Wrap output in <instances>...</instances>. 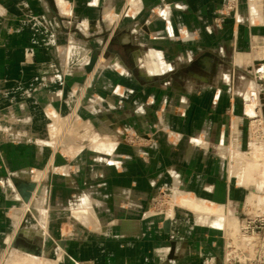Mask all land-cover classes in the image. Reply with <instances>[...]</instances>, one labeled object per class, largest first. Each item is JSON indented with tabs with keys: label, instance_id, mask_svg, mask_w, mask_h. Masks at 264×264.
Instances as JSON below:
<instances>
[{
	"label": "crops",
	"instance_id": "1",
	"mask_svg": "<svg viewBox=\"0 0 264 264\" xmlns=\"http://www.w3.org/2000/svg\"><path fill=\"white\" fill-rule=\"evenodd\" d=\"M228 1L0 0V114L41 127L51 108L84 127L65 156L61 140L56 153L0 142V254L15 239L57 264H222L224 225L204 220L240 215L254 191L235 174L242 160L230 134L264 76V13L237 0L225 17ZM113 14L122 15L116 32L130 33L131 67L126 53L103 59L97 36L80 34ZM118 128L145 140L128 145ZM239 145L248 149L247 122ZM180 195L225 214L153 212L159 198ZM38 198L47 226L27 238Z\"/></svg>",
	"mask_w": 264,
	"mask_h": 264
},
{
	"label": "bare ground",
	"instance_id": "2",
	"mask_svg": "<svg viewBox=\"0 0 264 264\" xmlns=\"http://www.w3.org/2000/svg\"><path fill=\"white\" fill-rule=\"evenodd\" d=\"M136 2L137 0H129V3L132 4L133 7H135ZM250 12L252 16L260 14L263 15L262 13H264V7L261 0H250ZM112 28L113 26L109 25V29L111 30ZM82 31L85 35L89 34V29L83 28ZM129 40V32H126L118 37L111 38V40L104 45L103 59H106L112 52L116 50L118 46H123L124 52L128 53ZM138 61H141L142 64L145 65V59H138ZM120 64L121 63H119V66ZM41 118V127L33 124L29 129L27 128V126L31 124V119L29 118L28 114H21L15 117V115L11 112H6L0 114V126L5 125V127L8 129L6 134L8 135V138L17 141H24L26 143L33 142L34 144L37 143L39 145L56 147L59 145V141L61 140L60 142L63 143L61 146V152H64L66 150L69 151V149L71 148L68 147V143L71 144L70 141L75 140L74 138L78 140L80 137L79 133L84 130V127L80 123L79 119L77 121L70 122L68 118H66V116L60 114L57 115L54 110H51V108H46L43 111ZM71 124L73 125L74 130L70 132L68 131L71 136H68L67 140H65L63 139L66 136L63 135L64 129L67 125L68 128L71 127L70 129L72 130ZM22 126H24L25 129H22ZM73 147L74 148H72V152H69L72 153V156L79 150V148H81V144L77 146H75L74 144ZM238 158L239 160H242V162L240 163V165H238L237 168H235L234 171L236 176L239 178L240 184L249 187L256 186L257 191L264 190V184H260V186H258L256 185V183L252 182L254 181L255 176L253 172L259 167L260 164L263 163L264 159L261 156L257 155L247 156L242 154L238 155ZM43 176L44 174L42 172H37L34 175V178L36 181H40ZM257 193H252L249 197H255ZM172 206H174V208L185 209L187 212L189 211L196 214H218L222 216L225 214L224 210L214 209L200 201L194 200L185 195H180L176 199H173ZM171 212H174V210H172ZM174 214L175 213H173V216ZM41 220L43 222H46L47 224L48 218L43 215ZM204 221L208 223L212 222L211 224H215L216 226L225 225V219L223 220V218L220 217H214V221H212V218H205ZM36 227L37 222L32 216H30V218L27 220L25 219V236L27 238H31L36 230ZM0 264H57V258L53 257L49 258V260H41L34 255L25 253L23 249L17 245L15 239H12L9 241L7 250H3L0 254Z\"/></svg>",
	"mask_w": 264,
	"mask_h": 264
},
{
	"label": "built area",
	"instance_id": "3",
	"mask_svg": "<svg viewBox=\"0 0 264 264\" xmlns=\"http://www.w3.org/2000/svg\"><path fill=\"white\" fill-rule=\"evenodd\" d=\"M239 4L230 0L224 7L223 16L230 17L238 12ZM256 85L255 91L246 99L243 105L242 120L234 125L230 134L232 150L242 155H257L264 159V105L261 98L264 95V76ZM247 122L248 149L240 152L241 124ZM233 153V155H234ZM264 168V161L259 169ZM249 187V186H247ZM252 193L255 197H248L240 215H231L228 228L225 231V256L223 264H264V192ZM261 197H260V196ZM264 198V197H263Z\"/></svg>",
	"mask_w": 264,
	"mask_h": 264
},
{
	"label": "rangeland",
	"instance_id": "4",
	"mask_svg": "<svg viewBox=\"0 0 264 264\" xmlns=\"http://www.w3.org/2000/svg\"><path fill=\"white\" fill-rule=\"evenodd\" d=\"M230 1V0H229ZM237 1V0H236ZM238 2V1H237ZM127 3V2H126ZM227 4V3H226ZM225 4V5H226ZM239 4V3H238ZM157 8V7H156ZM156 8H155V10H156ZM70 13H71V10L69 9V8H66ZM155 10H154V12H155ZM238 13V12H237ZM236 13V14H237ZM155 14V13H154ZM236 14H234L233 16H236ZM118 15V16H117ZM113 14V16L111 17V21L109 20V22H108V19H106L105 20V28H103V29H100V28H96V27H94V26H90V25H86V26H83V28L84 29H89V34L88 35H85V36H88V37H91V36H93V37H96L97 36V39L98 40H100V42H101V44H102V46L100 47V51H101V49H102V47H103V53H104V45L105 44H107V42H108V40L110 39V36H113L114 35V37H118V36H120V35H122V34H124V33H126V31H120V32H116V30H115V26H116V22H117V20L116 19H119L122 15H120V14ZM156 15V14H155ZM66 21H72V19L70 20V19H66ZM65 21V22H66ZM85 25V24H84ZM109 25H112L113 26V28L110 30L109 29ZM98 27V26H97ZM128 32V31H127ZM80 34H84L83 33V31H82V33H80ZM101 53H102V51H101ZM113 53H116L117 55H119L120 57H124V54H125V52H124V49H123V46H118L117 48H116V50L113 52ZM127 54V58L124 60V61H130L131 59H130V54L129 53H126ZM101 55V54H100ZM108 58V57H107ZM125 63V62H124ZM132 64V63H131ZM132 66V65H131ZM33 124H30V125H28L27 126V128H29L30 129V127L32 126ZM22 129H25L24 128V126H22L21 127ZM20 128V129H21ZM26 128V129H27ZM65 129H66V131H68L69 130V132L70 131H72L70 128H68V126L66 125V127H65ZM7 128L5 127V125H1L0 126V142H4V141H7V140H9V138H8V135H6L7 134ZM127 129L126 128H118V129H116V133H118V135H120L121 134V137H124V135L123 134H125L126 135V140H125V142L126 143H128V145H131V146H140V145H142V142H144V138H139V137H137V136H129L128 134H127V131H126ZM65 131V130H64ZM69 132H64V133H66V134H64V135H66L65 136V138H63V139H65V140H67V138H68V136H71L70 134H69ZM74 139H76V138H74ZM10 140H13V139H10ZM20 142H24V141H20ZM32 144H33V142H32ZM61 144H63V143H61ZM68 145H69V143H68ZM50 147H52V146H50ZM70 147V146H69ZM65 148V147H64ZM49 149H51V150H54L55 151V153L56 152H58V150H59V148H58V146H57V148L55 149L54 148V146H53V148H49ZM59 155V154H58ZM62 155H66V153L65 152H63L62 153ZM59 156H61V155H59ZM63 158V157H62ZM253 174L255 175L254 176V181H252V182H254V183H256V185H258V186H260V184H264V168H262V169H259V167L253 172ZM256 177V178H255ZM260 192H264V190H261V191H259V194H260ZM260 196V195H259ZM261 197V196H260ZM264 197V196H263ZM261 198V199H264V198ZM37 200V199H36ZM34 201V202H32V204H30V205H28V210H29V208L31 207V206H34L35 204H37V201ZM39 202V201H38ZM172 204H173V200H172V198H168V197H166V196H163L162 198H159L158 199V202L156 203V207L154 208V210H153V212H155L156 214H162V215H165L166 213L167 214H172V210H176L177 208H174V206H172ZM37 205H39V204H37ZM40 207V206H39ZM28 210H27V216H26V218L28 217ZM181 210H185V209H181ZM186 211V210H185ZM154 213V214H155ZM231 216V215H230ZM232 217V216H231ZM25 218V219H26ZM30 218V216L28 217V219ZM226 223H225V225H224V228H223V240H224V256H225V231H226V228H228V220H229V216L227 217L226 216ZM20 244H21V242H20ZM22 245V244H21ZM23 246V245H22ZM24 247V246H23ZM7 248L8 247H6V248H4V250H7ZM25 252L26 253H29V251H26L25 250ZM224 256H223V260H224ZM224 262L222 261V264H223Z\"/></svg>",
	"mask_w": 264,
	"mask_h": 264
},
{
	"label": "water",
	"instance_id": "5",
	"mask_svg": "<svg viewBox=\"0 0 264 264\" xmlns=\"http://www.w3.org/2000/svg\"><path fill=\"white\" fill-rule=\"evenodd\" d=\"M161 10H162V6H158L157 8H156V10H155V14L156 15H159L160 14V12H161ZM66 22H68V21H66ZM130 62H131V60L130 61H125V64L128 66V67H131V64H130ZM263 86H264V83H263ZM27 143H32V142H27ZM39 195H40V193H39ZM37 201V204L39 203L38 201H39V198L36 200ZM37 204H35L34 206H31L30 208H29V210H28V217L29 216H32L35 220H36V222L38 223V225H39V227L43 230V229H46V226H47V224H46V222H43L41 219H42V217H41V215H44V212L41 210V208L39 207V205H37ZM28 217L26 218V220L28 219ZM212 221H214V218H212ZM212 223V222H211ZM22 232V230H20V232H19V234Z\"/></svg>",
	"mask_w": 264,
	"mask_h": 264
}]
</instances>
